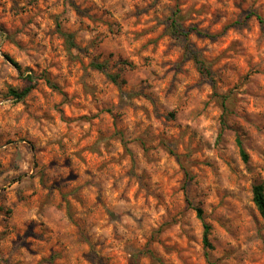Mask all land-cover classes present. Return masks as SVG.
<instances>
[{
  "label": "clouds",
  "instance_id": "clouds-1",
  "mask_svg": "<svg viewBox=\"0 0 264 264\" xmlns=\"http://www.w3.org/2000/svg\"><path fill=\"white\" fill-rule=\"evenodd\" d=\"M0 17V237L12 241L0 264H116L120 250L130 264H156L149 250L172 264L160 246L190 264L182 245L201 243V221L210 247H190L207 264H264L244 186L264 180V0H0ZM234 28L255 52L221 50ZM105 60L99 75L91 65ZM228 129L255 154L246 163ZM193 165L183 199L166 193L164 177Z\"/></svg>",
  "mask_w": 264,
  "mask_h": 264
},
{
  "label": "rangeland",
  "instance_id": "rangeland-1",
  "mask_svg": "<svg viewBox=\"0 0 264 264\" xmlns=\"http://www.w3.org/2000/svg\"><path fill=\"white\" fill-rule=\"evenodd\" d=\"M77 15H79V13H77ZM252 15H254V13H250L246 17V19L250 20L252 18ZM9 22L10 21H8L6 18L0 17V24H6V23H9ZM236 23L239 24V20H237ZM105 27H108V26L106 25ZM130 31H132V32H143L144 31V27H143V25H140V24L136 23L135 18H133V25H132ZM255 31L258 34L264 33V27H261L259 22H258L257 25H256ZM229 36H230L229 43L224 44L222 46L221 50H224V49L230 47L232 41H242L244 43L245 47L249 48V50L251 52H255L256 51L257 44H256V40L255 39H253V40H245L240 35V33L235 30V28L229 33ZM149 39H152V37H149ZM65 42H66L65 39L60 41V44H61L62 47H63ZM177 58H178V54H177ZM131 59H132L133 63L137 62V58L136 57H132ZM229 59L230 58L226 57L225 58L226 62ZM106 63H107V61L105 60V61H102V62L97 63V64L106 65ZM239 63L241 65V67H247L246 61H244L242 57L240 58ZM94 66H95L94 64L91 65V67L96 69ZM96 70H98V69H96ZM192 70L194 72H196L198 75L200 74V70L198 69V67H196L195 62H193ZM98 74L102 75V72H99V70H98ZM245 76H247V73H245ZM113 86L115 87V83L113 84ZM117 92H119L118 88H117ZM221 99H222V101H224L225 107H227V97H223ZM251 101L252 102L248 105V112H249V114L251 116H253V117L258 119L261 116V110L256 107L255 98L254 97L251 98ZM85 114H87V113H85ZM216 114L221 116V124L223 126L224 117H225V115H230V112H225L224 109H219ZM69 115H71L70 111H69ZM105 116L109 120L112 119L110 113H106ZM212 124H213V121H209L206 118L202 121V126L208 129V135L209 136L213 135ZM240 126L242 128H244L252 136H256V135L259 134L258 127L255 124L251 123L248 119L241 118V125ZM228 131L231 133L232 138L236 142V146H237V139L240 137V133L234 131L233 129H228ZM215 136H216V140L213 141L214 143L218 142L221 139V135H220V130L219 129H216ZM237 148H238V146H237ZM238 154L240 156L241 161L246 163L247 161H244L242 159V156L240 154L239 148H238ZM167 155H173V154L172 153H167ZM247 155L249 157V156H254L255 154L249 152V153H247ZM256 158L258 159V157H256ZM218 161H219V157H218ZM173 162L177 163V166L179 167L178 162H176L174 159H173ZM219 162L221 164H223L222 161H219ZM203 167L207 170V172H208L210 177H214V172H213V169L211 168L210 165L205 164ZM224 167H227V166L224 165ZM229 171H230V169H229ZM200 173H201L200 167H197V166L193 165V168H192V170L190 172H185V171L181 170L180 174L172 181H169L167 177H164L165 192L168 193L169 195H171V194H173V190L174 189H179L180 190L179 195H180L181 199H183V197L185 195V192L188 189V185L190 183L194 182L196 180V177L198 175H200ZM259 184L264 185V180H256L255 178H253V179H249V180L244 182V186H245V189H246L247 196H248V198L250 199V201H251V203L253 205H255V203L253 201L254 187L256 185H259ZM185 203H187V201H185ZM235 203L237 205H239V201H236ZM255 208H256L257 212L259 213V219L261 221H264V217L260 214V212L257 209L256 205H255ZM0 211H3V210L0 209ZM242 211H245V210L242 209ZM10 212H11V209H8L5 214H8ZM196 216H197V212H196ZM197 218L199 219L198 216H197ZM245 218H246V220H247V222L249 224H255L256 219H257L255 216H253L250 213H246ZM209 223H212V221H209ZM216 224H217V227H219L218 222H216ZM203 234H204V223L201 221L200 222V240H201V243L199 245H195V241H189V238H187V237H185V239H184V242H183L182 246L185 249H187V251L185 252V256L190 257V264H207V261L205 260L204 256L203 255H201L199 257L196 256L194 254V252L192 251L191 247H190V244H191V245L199 248L200 252L203 254L204 249H205L204 244H203ZM36 243L39 244L41 242L36 241ZM145 243H147V242H145ZM261 243H264V241H261ZM11 247H12V241L7 240L4 237H0V252H6ZM257 251H258V249H257ZM160 253H161V255L171 259L172 264H184V261L181 260L180 257L177 254H175V253L169 254L168 250L164 249L162 246H160ZM115 254L119 257V260L116 262V264H130V260L126 258V253L123 250L117 251ZM149 254L155 259L156 264H163V261L161 260L160 256L156 255L155 251L149 250ZM29 255H31V253H29ZM49 256L50 257L52 256L51 250H49ZM43 259H44L43 256H39L38 259H37V264H39L40 261H43ZM53 259H54V257H53ZM104 259L108 260L109 264H111L110 258L105 257ZM86 264H92V262L91 261H86Z\"/></svg>",
  "mask_w": 264,
  "mask_h": 264
},
{
  "label": "trees",
  "instance_id": "trees-1",
  "mask_svg": "<svg viewBox=\"0 0 264 264\" xmlns=\"http://www.w3.org/2000/svg\"><path fill=\"white\" fill-rule=\"evenodd\" d=\"M173 27L178 29V26L175 23L173 24ZM179 34L182 35L183 33L181 32ZM65 40H66V42L69 45H73V40H72V37H71L70 34H65ZM94 65H95L94 67L96 69H98V70H100L103 67H105L104 64H94ZM112 79H113V81H115L116 80V76L113 75ZM237 146L239 148V151H240V154L242 156V159L244 161H247L248 155H247V153H244L243 148L240 147L239 138L237 139ZM253 193H254L253 201H254L257 209L259 210L260 214L264 217V185H262V184L256 185L254 187ZM197 216L200 217V212L199 211H197ZM207 231H208L207 225L204 224L203 244H204L205 248L206 247H210L209 242L207 240V235H206Z\"/></svg>",
  "mask_w": 264,
  "mask_h": 264
}]
</instances>
